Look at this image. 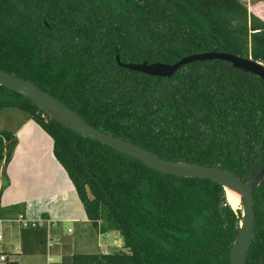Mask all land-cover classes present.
I'll use <instances>...</instances> for the list:
<instances>
[{"label":"trees","instance_id":"obj_1","mask_svg":"<svg viewBox=\"0 0 264 264\" xmlns=\"http://www.w3.org/2000/svg\"><path fill=\"white\" fill-rule=\"evenodd\" d=\"M261 0H0V70L31 82L93 128L164 160L227 170L242 181L264 167V81L222 61L196 62L172 78L120 68L175 64L228 53L264 65ZM36 122L52 139L93 230L117 232L123 249L75 253L46 225L21 227L22 256L49 264H230L241 212L210 180L161 174L44 115L0 86V113ZM16 130L0 132V222L24 219L2 207ZM254 240L246 264H264V181L254 193ZM9 214L16 218H8ZM12 254L0 253L6 262Z\"/></svg>","mask_w":264,"mask_h":264},{"label":"crops","instance_id":"obj_2","mask_svg":"<svg viewBox=\"0 0 264 264\" xmlns=\"http://www.w3.org/2000/svg\"><path fill=\"white\" fill-rule=\"evenodd\" d=\"M264 21V12H251ZM13 112L0 113V132L16 130L17 147L8 167L9 183L2 194L4 209L15 207L24 212V219H6L0 222L4 240L0 242V253L12 254L10 261L18 264L23 258H48L49 264L61 260L60 256H22L20 229L28 222L29 226L46 225L51 234L52 244H59L61 236L72 239L75 253L81 252L76 245L82 243L86 229L92 228L85 213L76 189L67 172L57 161L53 153V139L34 121H27L20 126V121L11 119ZM5 182L0 175V189ZM8 218H16L10 215ZM109 234H99L109 237ZM102 243V242H101ZM100 242L91 246L93 250L100 249L106 253L107 245ZM19 260V261H18Z\"/></svg>","mask_w":264,"mask_h":264},{"label":"water","instance_id":"obj_3","mask_svg":"<svg viewBox=\"0 0 264 264\" xmlns=\"http://www.w3.org/2000/svg\"><path fill=\"white\" fill-rule=\"evenodd\" d=\"M207 61L229 63L233 69L255 75L264 81L263 64L228 53L209 52L194 54L183 58L175 64L160 62L125 64L117 57L119 67L159 78H172L184 66ZM0 86L30 100L44 115L79 136L98 142L103 146L138 160L151 170L179 178L210 180L224 189L226 197L228 190L235 193L242 200L241 207L238 210L241 212V223L230 254V264L247 263L255 236L254 193L264 181V167L254 178L244 182L227 170L187 162L167 161L147 149L93 128L77 113L31 82L0 70Z\"/></svg>","mask_w":264,"mask_h":264},{"label":"rangeland","instance_id":"obj_4","mask_svg":"<svg viewBox=\"0 0 264 264\" xmlns=\"http://www.w3.org/2000/svg\"><path fill=\"white\" fill-rule=\"evenodd\" d=\"M262 2L256 4V5H249V10L250 12H257L260 10L261 12H264V0H261ZM87 233L84 236L82 243H79L76 245L77 248L83 247L78 249L79 251L87 252V253H103L100 252V249H95L93 250L91 246L94 244H98L99 242L103 245H107V250L106 253H114L117 251H121L123 249V239L120 236L119 233L117 232H112L109 234V237H100V241L97 240V237H99V233L93 230L92 228L86 229ZM52 244V242L50 243ZM19 261V260H18ZM48 262V258H33V257H28V258H23L20 260L19 264H46Z\"/></svg>","mask_w":264,"mask_h":264},{"label":"bare ground","instance_id":"obj_5","mask_svg":"<svg viewBox=\"0 0 264 264\" xmlns=\"http://www.w3.org/2000/svg\"><path fill=\"white\" fill-rule=\"evenodd\" d=\"M227 200L229 204L235 209L239 210L241 207L242 200L240 197H238L235 193L232 191H227Z\"/></svg>","mask_w":264,"mask_h":264},{"label":"built area","instance_id":"obj_6","mask_svg":"<svg viewBox=\"0 0 264 264\" xmlns=\"http://www.w3.org/2000/svg\"><path fill=\"white\" fill-rule=\"evenodd\" d=\"M30 226L36 227L37 225L35 223H32ZM24 227H29L28 222H26L24 224ZM3 240H4V236H3V233H2V231L0 229V242H2ZM4 262H6V257L5 256H0V263H4Z\"/></svg>","mask_w":264,"mask_h":264},{"label":"flooded vegetation","instance_id":"obj_7","mask_svg":"<svg viewBox=\"0 0 264 264\" xmlns=\"http://www.w3.org/2000/svg\"><path fill=\"white\" fill-rule=\"evenodd\" d=\"M118 57V56H117ZM116 61H117V58H116ZM121 61V60H120ZM118 64V63H117ZM119 66V65H118ZM121 68V67H120Z\"/></svg>","mask_w":264,"mask_h":264}]
</instances>
